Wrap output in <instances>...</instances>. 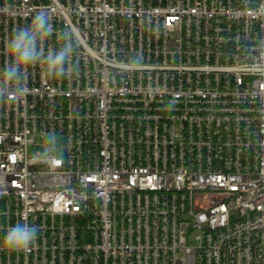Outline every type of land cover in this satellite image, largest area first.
<instances>
[{
  "label": "built area",
  "instance_id": "1",
  "mask_svg": "<svg viewBox=\"0 0 264 264\" xmlns=\"http://www.w3.org/2000/svg\"><path fill=\"white\" fill-rule=\"evenodd\" d=\"M37 12L78 72L0 104V264H264V0H0V66Z\"/></svg>",
  "mask_w": 264,
  "mask_h": 264
},
{
  "label": "clouds",
  "instance_id": "2",
  "mask_svg": "<svg viewBox=\"0 0 264 264\" xmlns=\"http://www.w3.org/2000/svg\"><path fill=\"white\" fill-rule=\"evenodd\" d=\"M55 29L46 12H37L27 26L13 30L5 41L6 61L0 66V104L21 99L26 89V76L34 66H40L45 79L71 78L78 72L75 61L77 44L71 30L58 35V46L45 48ZM140 57L126 62L124 71H134ZM37 240V229L29 223H16L0 238V250L18 253L27 250Z\"/></svg>",
  "mask_w": 264,
  "mask_h": 264
}]
</instances>
